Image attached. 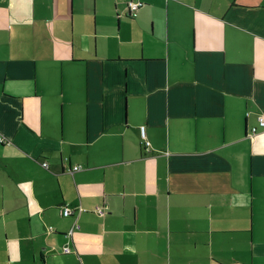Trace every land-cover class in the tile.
<instances>
[{
  "label": "crops",
  "instance_id": "1",
  "mask_svg": "<svg viewBox=\"0 0 264 264\" xmlns=\"http://www.w3.org/2000/svg\"><path fill=\"white\" fill-rule=\"evenodd\" d=\"M259 114L264 0H0V264H264Z\"/></svg>",
  "mask_w": 264,
  "mask_h": 264
},
{
  "label": "built area",
  "instance_id": "2",
  "mask_svg": "<svg viewBox=\"0 0 264 264\" xmlns=\"http://www.w3.org/2000/svg\"><path fill=\"white\" fill-rule=\"evenodd\" d=\"M128 6H129L130 11H135L140 6V3L139 2H128ZM256 120H257V126L256 125L252 126L249 129V132L247 133V135L251 139L256 135V133L259 131V129H264V114H259L257 116ZM140 134H141V143H142V145L144 146V148L147 151H150V142L146 138L145 131H144V126L140 127ZM0 143L10 144L11 142H10V140H8L7 138H4L0 134ZM42 164H43V166H47V162H43ZM80 168H81L80 165H74L72 167V170L74 171V170H78ZM83 210L84 209L81 206H77L75 208L68 207V206H63L62 209H61V215L64 216V217H67V216H74L75 217L80 211H83ZM94 210H95V212H97L101 216L105 214V209L101 205L95 206ZM78 227H79L78 223L76 221H74L70 231L68 232V235L71 237L74 229H76ZM62 249H63V252H66V253L71 251V247L68 244L63 246Z\"/></svg>",
  "mask_w": 264,
  "mask_h": 264
}]
</instances>
